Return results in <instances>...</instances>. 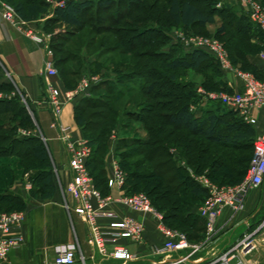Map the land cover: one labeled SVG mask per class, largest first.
<instances>
[{
    "label": "trees",
    "instance_id": "obj_1",
    "mask_svg": "<svg viewBox=\"0 0 264 264\" xmlns=\"http://www.w3.org/2000/svg\"><path fill=\"white\" fill-rule=\"evenodd\" d=\"M161 1L164 0H96L86 2L70 0L66 2L64 7H59L55 10L54 17L46 21L43 29L46 32H50L57 24H63L68 28L64 35L58 34L52 37L51 45L54 53L53 59L55 66L57 69H60L59 76L64 82L66 89L71 87L65 78H77L80 74L77 69L70 68L69 65L78 64L81 61L79 51L82 47L80 46V48L75 45L78 51H73L72 49H65L66 47L64 46L65 44H70V38L76 35H80V37L82 36L86 39L85 34L87 33L84 32L89 24V36L95 34L97 36L107 35L117 37L118 44L123 48L122 54L126 53L138 60L137 69L128 75L127 78L130 80L136 78L140 82V89L143 92V96L149 100L140 105L143 108V113L131 111L128 113V111H122L118 106L123 100V95L120 91L116 95L109 96L106 99L95 98L94 94L100 86L107 82L105 80L93 87L92 98L77 99L75 109L76 123L82 129L84 138L88 140L93 150L88 162V168L94 178L96 187L103 195H108L110 190L107 184L105 162L101 157L95 161H92V159L96 151L101 156L103 150L106 148L104 146L107 144L105 143L106 137L110 135L109 130L119 126V121L122 117L133 118L141 122L147 131V139H133V147L129 149L126 143L124 145L126 150L122 153H119L120 148L119 146L117 147V155L118 159L121 160V168L127 174L125 189L128 194H135L140 187L138 181L146 182L145 184L147 185L149 180L159 179V182L153 183L150 187L145 185L146 188L144 191L148 193L149 197L153 198L152 203H156L154 205L157 207V210L164 213V223L166 226L169 227L176 224L178 227L183 226L193 231L197 229L195 232H185L190 241L197 242L203 236L204 222L197 213L195 215L196 217L193 215L191 206L188 205V201H185L186 199L184 200V198L191 195L194 199L200 200L201 204L207 192L196 184H193L192 188L188 187V185L186 186L184 178L179 171L180 169H177L175 164L178 159H176L175 153H172L173 146L178 143V140L176 138L174 139L175 135L179 132H186L191 136L201 137L205 141L223 148L240 150L248 146L247 148L253 150L257 131L245 123L232 110L216 101L214 102L219 103L223 108L231 112L230 115L211 114L208 117L201 118L191 111L190 104L186 100H189L192 96L188 97L187 87L182 86L176 81L175 73L180 70L202 71L210 61L213 60L217 64L218 62L213 56L203 50L195 49L188 51L183 47L187 51L185 56L172 59L165 65L163 60L159 58L162 57L163 51L158 50L154 53L148 49L153 42H149L146 36L156 33L158 34V38L162 36V31L159 28H150L147 25L149 21H158L157 16ZM199 2L208 4L209 11L202 9ZM7 3L11 4L16 9L18 15L24 20H35L42 13L46 12L43 6L33 3V0L32 6L30 7H26L24 1H10ZM217 5L218 0H170L168 7L164 8V15L173 25L183 26L186 29L216 26L217 15L232 11L228 5L222 8H218ZM122 6L127 8L125 14L120 12ZM113 7L119 8L118 12L121 14L118 17H115L113 15L114 13H111L113 12ZM92 11L95 12V15L90 17L89 15ZM106 12H109L110 15L106 19H102V14ZM86 17L88 21H85ZM241 20H244L242 22L243 27L239 29L240 33L238 36H234L237 41L224 45L230 57L234 58L235 61L232 62L235 66L242 64V66L246 65L247 67L250 66L253 68L254 63L249 65L250 54L247 51V49H251L247 45L250 40L248 41V38H245L241 41V38L246 37L250 33L248 25L244 24L253 23L245 13L241 16ZM102 23H112V26L106 27ZM258 31L264 39L261 31L259 29ZM226 33V29L221 27L215 38L220 40V37ZM94 43L95 39L91 42H86V49L88 50L92 45H95ZM142 48H144L143 51ZM117 49V47H105L100 55L113 54ZM58 55H64V57L59 58ZM95 64L97 63L94 62L91 66ZM158 64L170 70L173 75L166 76L164 71L159 69ZM1 70L0 66V72ZM251 73L257 79L264 80L263 74L260 73V76H257L259 74H255L256 72ZM218 78H220V81H218L216 87L219 84H227L224 79H221V75H218ZM75 82V80H72L71 84L76 85ZM118 82L121 83V79ZM165 85H169L167 91H164ZM108 86H110L107 90L108 92L115 90L113 85L108 84ZM205 89L210 90L209 87H205ZM12 90L13 86L10 83H0V91L10 92ZM132 90L134 89L130 91ZM213 91L219 92L226 90L213 89ZM231 91L232 89L226 92ZM197 94V89H195L193 96L201 97ZM182 101H185V103H182ZM9 114H13L17 118H23L26 123L33 125L29 112L19 98L0 101V159L9 157L19 158L21 156L16 154L17 148L23 147L25 149L28 147L32 148L30 158H34L43 163L47 162L48 157L45 153V145L42 139L37 135L22 138L16 137L18 128L4 123L6 121L1 119L3 116ZM251 158L241 162L231 159L230 164L214 160L213 163L216 165L211 163L210 166L211 168L215 166L220 171L222 169L226 170L223 171V178L221 179L223 182L229 176L232 177V180L239 178L241 182L247 172ZM231 163L237 164L239 167H232ZM16 165L19 168L23 165L22 161H18ZM91 165H97L96 173L90 169ZM5 171L9 174V177L6 178L14 182L17 177L16 168L11 167ZM56 192L57 187L53 175L51 171L45 169L38 180L37 188L32 196L34 199L48 200L53 198ZM0 198V201H8L9 205L14 204L18 200V196L13 195L10 199L6 197ZM2 209L0 211L8 210L6 208Z\"/></svg>",
    "mask_w": 264,
    "mask_h": 264
},
{
    "label": "built area",
    "instance_id": "obj_2",
    "mask_svg": "<svg viewBox=\"0 0 264 264\" xmlns=\"http://www.w3.org/2000/svg\"><path fill=\"white\" fill-rule=\"evenodd\" d=\"M53 2L57 8L66 4L65 0ZM230 2L241 4L244 13L264 36V4L259 0H221L217 7L222 8ZM0 14L5 21L45 49L48 103L53 117L51 127L58 132V138L68 155L70 179L63 189V195L74 239L55 246L53 257L46 264H88V260L92 261L91 264H258L249 263L248 259L264 246V217L252 223L246 216L251 193L264 187V80L234 66L225 45L217 38L173 32L172 38L180 39L186 50L199 49L209 53L223 72L234 75L240 83L237 88L231 87V92H207L199 87L197 93L204 99L221 103L257 131L253 155L240 183L220 186L206 177L195 178L207 195L197 212L204 222L203 236L199 241L192 242L186 233L166 226L164 213L152 205L147 195L127 193V174L115 161L107 171L110 193L103 195L96 187L88 168L92 147L85 138L73 137L70 128L62 124L61 117L68 103L92 98L93 87L104 79L89 75L84 76L75 89L59 88L52 81L59 75L53 59L52 36L29 26L11 4L1 0ZM262 58L264 60V53ZM15 96L13 94L10 98ZM3 98L4 95L0 94V100ZM22 134L34 135L24 131ZM113 191H117V195ZM113 205L128 207L157 222V231L163 241L148 244L147 259L142 262L122 241L141 244L147 230L145 223L129 216L122 217L112 208ZM73 213L86 227L87 245L92 251L89 257L82 250L72 219ZM25 220V213L0 211V264H4L12 251L25 244ZM241 226L246 229L234 243L222 251L216 249L223 237L237 232ZM97 257H100L99 262L95 261Z\"/></svg>",
    "mask_w": 264,
    "mask_h": 264
},
{
    "label": "rangeland",
    "instance_id": "obj_3",
    "mask_svg": "<svg viewBox=\"0 0 264 264\" xmlns=\"http://www.w3.org/2000/svg\"><path fill=\"white\" fill-rule=\"evenodd\" d=\"M170 0H164L159 3V13H158V21H149L147 23L148 27L150 28H159L162 31V36L158 38V34H149L148 36V41L153 42L150 45V48H148L150 51H153L156 53V51H163L162 57H159L160 59L163 60L164 64L172 59L178 58V57H183L187 53V51L183 48L181 45V40H175L173 39V32H179L183 35H189V34H195L199 36H204V37H211L215 38V36L218 35V30L221 27H224L227 31V33L220 37V41L223 44H232L237 41L234 36H238L239 29L243 27L242 22L244 20H241V16L244 15V9L243 6L239 3H229L227 4L229 9H232V11L225 13V14H219L216 16L217 20V25L216 26H209V27H194L192 29H186L183 26H175L173 23L169 22L165 15H164V8L168 7ZM195 1V0H193ZM221 0H218V2ZM262 4H264V0H259ZM199 5L201 6L202 9L205 11H209L208 4L205 2H199ZM120 12L122 14H125L126 12V7L122 6L120 8ZM114 13L113 15L115 17H118L121 13L118 12L119 8L113 7L112 9ZM117 11V12H116ZM95 12L92 11L91 14L89 15L92 17ZM116 14V15H115ZM109 12L103 13L102 14V19H106L108 17ZM114 17V18H115ZM88 18H85V21ZM249 22V21H248ZM250 23V22H249ZM123 24V23H122ZM102 25L109 27L110 25L112 26V23H102ZM124 25V24H123ZM248 25L250 33L241 38V41L244 40L245 38H248V47L251 49L247 51L250 54V64L254 63V67H247L246 65L242 64L239 67L243 71H250V72H256L255 74H259L257 76H260V73L264 75V60L262 58V54L264 53V39L262 36H260V33L258 31V28L253 25V24H244ZM87 29L85 30L84 33L86 35V39L83 38L80 35H76L73 38H70V41L68 45L65 44L64 47L65 49L69 50L72 49L73 51H78L77 46H81L82 49L79 51V54L81 55V61L78 62V64H70L69 67L73 69H77L80 74L77 78H65L67 82L69 83V86L71 88L69 89H75L76 86L78 85L79 81L84 77V76H101L102 79H104L105 84L100 86L96 94H94L95 98H107L112 95H116L118 91L120 93L122 92L123 95V100L118 104V106L121 108L122 111H128V113L135 112V113H143V108L142 104L145 102L149 101L143 96V92L140 89V82L135 78L134 80L128 79V75L133 73L137 69V59L135 57H131L130 55H127L126 53L122 54L123 48L120 46L118 38L114 36H107V35H101L97 36L95 34L88 35L89 32V27L90 24L87 25ZM59 28H63L60 29ZM68 28L65 27V30ZM64 26L62 25H55L53 29L50 30L51 36L53 37L61 34H65ZM56 31V32H55ZM243 33V32H242ZM245 34V33H244ZM243 34V35H244ZM95 39V45H92L88 50L86 49V42L88 41H93ZM154 40V41H153ZM82 41V42H81ZM246 41V40H245ZM160 43V45H158ZM259 44V45H258ZM83 45V46H82ZM104 46V47H102ZM80 47V48H81ZM109 48V47H117V51L113 54H105V55H100L101 51L103 48ZM144 48H142L143 51ZM100 55V56H99ZM156 55V54H155ZM230 55V54H229ZM59 58L64 57V55H58ZM231 62L235 61L234 58L230 57ZM96 62L94 66L91 64ZM153 63V62H152ZM233 63V62H232ZM78 65V67H77ZM154 65V64H153ZM234 65V64H233ZM159 69L164 71L166 76L173 75V73L168 70L165 67L160 66L158 64ZM235 66V65H234ZM60 69H58V72ZM230 75L229 73H225L221 70V68L218 66V64L215 61H210L207 66L202 71H194V70H180L177 73H175L176 81L180 83L182 86L184 85L187 87L188 91V97H191L189 100L187 99L186 102L190 104V109L191 111L198 117H208L211 114H224V115H230L231 112H229L227 109L223 108L219 103H216L214 101H210L207 99H204L203 97H195L193 96L194 90L202 87L205 89L209 87V91L205 89L207 92H214L213 89L217 90H231V86L229 84H222L218 87L216 85L218 84V81H220L218 78V75H221V79H225V75ZM262 77V76H261ZM121 79V83L118 82V80ZM75 80L76 85L71 84V81ZM113 85L115 90L108 92V88ZM206 83V84H204ZM205 87H204V86ZM169 85H165L164 91H167ZM66 89V87H65ZM131 89H134L130 91ZM11 92V91H10ZM10 92H5V93H10ZM216 92V91H215ZM3 91H0V94H3ZM198 95V94H197ZM152 102H154L152 100ZM182 103H185V101H182ZM32 118V117H31ZM1 119H3L4 123H7L10 126H15L18 128L16 137H28L24 136L22 133L24 132H30L33 133L34 135L39 136L40 133L38 131V127L36 123L33 121L32 118V123L33 125H30L26 123L23 118H17L13 114H9L6 116H3ZM119 126H116L114 128H111L110 135L106 137V142L104 147H106L103 150V153L98 154L96 151L92 161H95L98 158H103L105 162V166L107 164V161L109 158L112 156L115 157V162L119 165L121 168V160L118 159V150L117 147L119 146L120 151L119 153H122L123 151L126 150L124 148V145L127 143L129 149L133 147L132 141L133 139H147L148 134L147 131L145 130V126L133 118L129 117H122L119 121ZM52 123V122H51ZM33 136V135H32ZM184 136V137H182ZM41 137V136H39ZM182 137V138H181ZM178 140V143L173 146L172 153H175L177 163L175 162L177 169H180V173L182 177L184 178V182L186 183V186L192 188L193 184L198 185V183L195 181L196 177H206L209 179L212 183H215L220 186H227V185H235L240 183V179L236 178L235 180H232V177L229 176L226 181H222L221 179L223 178V171H226L225 169L217 170L215 166L211 168L210 164L214 162V160L224 162L226 164H230V160L233 159L234 161H246L251 158V155L253 153V150L251 148L243 147V149H227L223 148L220 146H217L215 144H212L210 142L205 141L201 137L197 136H191L187 134L186 132H179L175 135L174 139ZM187 139V140H186ZM185 141V145H184ZM44 143V150L45 153L48 157L47 162H39L38 160L34 158H30V154L32 152V148L26 147L23 149V147L17 148L16 154H19L21 157H9V158H3L0 159V197H6L10 199V197L13 196H18V200L14 202V204L9 205L8 201H0V209L6 208L8 209L7 211H17V212H22L25 213L26 215V220L24 223V233L26 235V240H29L30 234L33 233L34 229V211L29 209L28 206L26 205V202L24 201L26 198L22 197L21 194L16 195L11 192L12 185L14 184L13 180H8L7 178L9 177V174L6 169H10L11 167H15L17 171V177H26L27 182L31 184V187H29V193L31 196L27 198H33L32 194L36 190L37 185H38V180L41 177V174L46 170L51 171L55 185L57 187V191L62 193V188L61 184L59 182V174L57 171V164L55 161V155L53 152L46 146L45 142ZM67 155V154H66ZM68 156V155H67ZM18 161H22V166L19 168L17 167L16 163ZM232 164V163H231ZM213 165H216L213 163ZM232 167H239L237 164H232ZM220 167V166H218ZM69 168V164H68ZM5 169V170H4ZM90 169H92V172L97 170V165H91ZM122 169V168H121ZM123 170V169H122ZM124 171V170H123ZM125 172V171H124ZM69 173V172H68ZM96 173V171L94 172ZM126 173V172H125ZM229 175V173H228ZM7 177V178H6ZM93 177V176H92ZM94 179V178H93ZM159 179L155 180H149L147 182V185L145 184L146 182L143 181H138L140 183L139 189L136 191V193H143L148 196V193L144 191L147 187H150L153 183L159 182ZM95 182V181H94ZM26 183V182H25ZM21 193V191H19ZM59 193V194H60ZM20 197V198H19ZM22 197V198H21ZM151 203L153 202V198L149 197ZM1 199V198H0ZM186 199V200H185ZM185 201H188V205L191 206L192 213L195 216L196 213L198 212V208L200 207V200L194 199L189 195V197L184 198ZM155 203V202H154ZM152 203V205L157 209V207ZM156 204V203H155ZM4 210V209H2ZM196 217V216H195ZM73 223L76 228V231L78 233V236L81 240V246L82 250L85 253L87 257L90 256L89 248L86 243L87 236L85 235V225L81 222L80 218L73 213ZM171 225V224H170ZM71 227V233H72V238L74 237L73 231H72V225ZM171 229L179 230L181 232H195L196 230H189L188 228H185L183 226L178 227L176 224L169 226ZM245 227L241 226L237 228V233L240 235L245 231ZM150 234H152L155 238L159 237L160 234L157 231V227H151L149 229ZM86 236V238H85ZM30 248V247H29ZM30 251V249H29ZM28 259L32 261V252L31 255H28ZM97 262L100 261V257H97ZM92 261L88 260V264H91Z\"/></svg>",
    "mask_w": 264,
    "mask_h": 264
},
{
    "label": "crops",
    "instance_id": "obj_4",
    "mask_svg": "<svg viewBox=\"0 0 264 264\" xmlns=\"http://www.w3.org/2000/svg\"><path fill=\"white\" fill-rule=\"evenodd\" d=\"M1 1L6 3L10 1H24L26 7L32 6V0ZM53 1L54 0H33V3L43 6L46 9V12L42 13L40 17L35 20H25L29 23V26L37 27L40 31L52 35L51 32L44 31L43 27L46 21L54 17L57 7ZM65 1L68 2L70 0ZM75 1L86 2L96 0ZM57 25L64 26L65 30V25ZM60 29L63 28H59V30ZM46 61L47 56L44 47L35 43L32 39L18 31L16 27L5 21L0 14V66L2 69L0 72V83H10L13 86V90L10 93H5L3 91L4 98L2 100L19 98L23 104L25 103L24 105L27 111L38 127L40 133L39 136H41L40 138L55 155V161L58 165L57 171L59 174V182L62 188V193L57 191L56 195L48 200L27 198L31 196L28 191L31 184L27 182L26 177H16L11 192L17 195L21 194L22 197L26 198V205L29 209L34 211V229L33 233L30 234L29 240H26L21 248L12 251L4 264H46V262L53 257L55 246L70 243L74 239V237L72 238L70 227L72 222L64 207L63 195V189L70 179L68 156L66 155L67 153L64 149V145L58 138V132L51 127L53 117L48 103L47 79L45 73ZM224 75V81L231 87L237 88L240 85L234 75ZM52 81L59 88L65 89V84L59 75L53 78ZM13 94H16L15 98H10ZM76 105L77 100L66 105L61 117V122L63 125L70 128L73 137L84 138L82 129L77 125L75 119ZM114 161V156L108 159L105 166L106 172L110 171ZM19 191H21V193H19ZM113 194L117 195V191H113ZM112 208L122 217L129 216L145 223L147 230L141 244H135L129 241H122V243L126 244L130 251L138 256L140 259L139 262L147 259L148 252L146 251V248L148 244L161 243L163 241L161 234L159 237L155 238L149 232L151 227L158 226L157 222L151 219V217L144 216L125 206L113 205ZM246 217L250 218L252 223H257L263 219L264 187L259 191L251 193L247 203ZM240 235L235 232L223 237L216 246V249L219 251L224 250L227 246L234 243ZM79 241L81 244L80 238ZM88 248L91 254V248L89 246ZM31 252L32 261L28 259V255L30 256ZM248 260L249 263L256 262L258 264H264V246L260 247V250Z\"/></svg>",
    "mask_w": 264,
    "mask_h": 264
}]
</instances>
